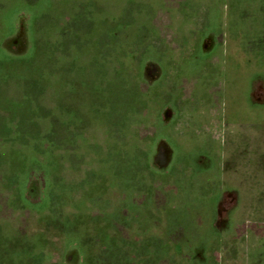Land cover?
Segmentation results:
<instances>
[{
    "label": "rangeland",
    "instance_id": "374dc122",
    "mask_svg": "<svg viewBox=\"0 0 264 264\" xmlns=\"http://www.w3.org/2000/svg\"><path fill=\"white\" fill-rule=\"evenodd\" d=\"M0 264H264V0H0Z\"/></svg>",
    "mask_w": 264,
    "mask_h": 264
}]
</instances>
